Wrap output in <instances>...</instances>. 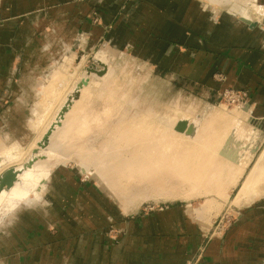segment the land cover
I'll return each instance as SVG.
<instances>
[{
	"label": "rangeland",
	"instance_id": "374dc122",
	"mask_svg": "<svg viewBox=\"0 0 264 264\" xmlns=\"http://www.w3.org/2000/svg\"><path fill=\"white\" fill-rule=\"evenodd\" d=\"M232 1L235 3L213 5L208 0H203V4L208 8H216L239 17L244 7L236 0ZM248 13L252 19L256 18L250 10ZM98 62L106 67L101 77L88 71L90 69L95 72L103 71ZM150 70V67L131 59L128 54L102 46L91 51L83 50L79 43H75L73 48L62 47L50 60L40 63L36 71L30 73L27 70L26 76L20 78L16 84L22 90L19 93L14 92L15 90L6 84L7 79L3 78V73L0 72V176L8 169L24 168L32 156L35 157V161V151L28 157L23 151L35 140L36 133L32 126L38 121L39 129L44 131L46 126V130L37 141L36 147L44 152L54 150L53 152L58 155H68L66 161L51 169L47 181H44L40 199L29 195L31 201L18 204L10 214L0 220V264H18L12 253L10 254L18 252L17 247L13 248L17 246V231L13 233L16 237L11 236L7 241L4 240L6 242L2 240L1 233L8 229H16V217L19 212L31 210L36 213L37 209L44 207L47 203L46 189L50 188L54 180L74 182L88 188L87 193L91 200L96 198L93 194V184H97L102 197L111 203L110 208L104 204L106 213H110L111 216L120 215L124 220L161 212L173 205L186 206L195 223L207 229L202 249L190 264H199L210 238L225 235L237 217L264 195L263 188L259 190L264 187L261 182L257 184L258 187L255 186L253 192L251 189L253 194L249 191L242 195L244 197L236 199L264 149V121L254 120L248 109L244 110L247 94L232 90L213 94L181 79L149 77ZM57 72L62 75L55 87H51L52 76ZM83 79L84 84L81 81ZM49 86L52 90L58 91L65 88L60 91V98L63 99L54 101L52 97L49 98L46 91ZM83 87L91 90L90 97H86L89 100H84L83 110L81 109L77 115V120L82 121L80 122L82 124H77L73 128L69 125L65 127V132L70 131L69 137L71 130L75 129L74 140L66 139L62 151L53 149L52 145V150H47L50 137L63 128L66 116L75 101L79 100ZM75 91L77 97L73 98ZM47 103L49 105L45 106ZM184 114L189 120L186 128L181 129L179 125L184 120L182 118ZM160 118L177 122L176 127L180 128L178 132L182 133L181 138L177 136L180 140H177L175 134L168 133L167 129L165 131L171 136L163 132L162 127V131L161 128L158 130ZM144 122L151 123L154 129L149 124L150 129L148 127V130L143 131ZM149 130L150 133H147ZM154 131L162 135L157 136ZM184 133L186 137L183 138ZM164 135L166 140L170 141H160V137L163 136L162 139ZM215 136L224 140H220L221 143L217 140L218 145L214 141L216 145H212L211 141L216 138ZM65 137L66 134L63 138ZM91 157L93 160L98 159L113 171L111 177L114 182L111 185H115V189L112 190L88 163L89 167H84L83 172L82 161L85 162ZM33 164L34 162L26 169L31 168ZM240 167L242 170L238 171ZM215 181L217 182L214 183ZM63 187L57 189L61 195L74 191V184L68 185V189ZM102 210L105 213L104 209ZM91 217L97 220L95 215ZM74 228L75 231L82 230L80 225ZM104 229L107 239L116 244L124 233L115 221H109ZM50 230L54 232V229ZM7 254L9 256H6Z\"/></svg>",
	"mask_w": 264,
	"mask_h": 264
},
{
	"label": "crops",
	"instance_id": "0c3cea01",
	"mask_svg": "<svg viewBox=\"0 0 264 264\" xmlns=\"http://www.w3.org/2000/svg\"><path fill=\"white\" fill-rule=\"evenodd\" d=\"M242 2V15L236 17L208 8L203 0H0V72L19 93L16 84L26 71H36L62 47L79 43L91 51L102 46L144 63L151 68L149 77L181 79L213 94L244 92V110L254 120L264 121V0ZM230 3L235 2L223 4ZM249 10L256 18L249 15L243 21ZM70 184H74L72 193L59 194V187L68 189ZM93 186L96 198L91 200L88 188L54 180L45 191L44 207L36 213L19 212L16 229L1 233L7 241L17 231L13 248L18 252H10L14 260L18 264H190L202 249L207 229L195 223L186 206L124 220L106 213L103 206L110 208L111 203L97 184ZM109 221L124 230L117 244L105 235ZM77 225L81 231H75ZM263 263L264 195L237 217L225 235L210 238L199 261Z\"/></svg>",
	"mask_w": 264,
	"mask_h": 264
},
{
	"label": "bare ground",
	"instance_id": "6f19581e",
	"mask_svg": "<svg viewBox=\"0 0 264 264\" xmlns=\"http://www.w3.org/2000/svg\"><path fill=\"white\" fill-rule=\"evenodd\" d=\"M210 3H212V4H219V3H227V0H208ZM236 2H239V3H241V5L242 4H244L243 2H242V0H236ZM246 7H247V5H246ZM251 8V7H250ZM250 16H249V13L248 12H246L245 14H244V17L243 18H245V20L246 19H248ZM247 21V20H246ZM107 74V73H106ZM61 75L62 74H60V73H54V75L52 76V81H51V87H55L54 85L56 84V83H58L59 82V80H60V77H61ZM59 79V80H58ZM62 79V78H61ZM75 80V79H74ZM82 82L83 81H85V79H83V80H81ZM63 82V81H62ZM50 83V82H49ZM69 83V82H68ZM56 86H58V85H56ZM88 86V85H87ZM51 87L49 86L47 89H46V91L49 93L48 94V97L50 98V97H52L53 98V100L55 101V100H58V99H63V98H60V96H61V90L63 91V90H65V88L64 89H61L60 91H58V90H52L51 89ZM89 87V86H88ZM88 87H83L82 89H81V91H80V98H79V100L78 101H75V103H74V105L71 107V109H70V111L68 112V114H67V116H66V120H65V122H64V124H63V128L62 129H60L59 131L60 132H57V134L56 135H54V136H51L50 137V141H49V147H48V149L47 150H52V147H53V149H60L61 151H62V146L64 145V143H65V141H66V139L67 140H74V138H73V136L75 135V129L74 130H71V137H69L68 135H69V133H70V131L67 133V132H65V127L66 126H71V128H73L74 126H76L77 124H79V125H81L82 123H80V122H82V121H80L79 122V120H77L78 118V116L77 115H79L80 113V110L82 109V107L84 106V100H89V98H87L86 99V97H88L89 95H90V90H88ZM46 91L44 92V93H46ZM70 93V92H69ZM109 93V92H108ZM47 94V93H46ZM45 94V95H46ZM64 94V93H63ZM67 94V93H66ZM92 94V93H91ZM45 97V96H44ZM65 97V96H64ZM90 97V96H89ZM48 99V98H47ZM47 99H46V101H47ZM43 100V99H42ZM50 101V100H49ZM48 101V102H49ZM53 103V102H52ZM87 102H85V104H86ZM89 103V102H88ZM62 104V103H61ZM46 105H49V103H47V104H45V106ZM50 107V106H49ZM49 107H46L47 109L49 108ZM52 108V107H51ZM89 108V107H88ZM91 108V107H90ZM111 109V108H110ZM109 109V110H110ZM44 110V109H43ZM46 110V109H45ZM50 110V109H49ZM48 110V111H49ZM56 110V109H55ZM83 110V109H82ZM81 110V111H82ZM87 110V109H86ZM105 111H107V110H105ZM46 112V111H45ZM108 112V111H107ZM111 112V111H110ZM43 113V112H42ZM88 113V112H87ZM81 114H82V112H81ZM107 114H109V112L107 113ZM95 115V114H94ZM90 116V115H89ZM108 116V115H107ZM244 116V115H243ZM43 117V116H42ZM79 117H81V116H79ZM92 117V116H91ZM147 117V116H146ZM182 117V116H181ZM189 117V116H188ZM44 118H47V117H44ZM82 118V117H81ZM184 120H183V122H181V125H179L180 126V128L181 129H183L187 124H188V118L186 117V115L184 114L183 115V117H182ZM42 120V119H41ZM46 120V119H45ZM85 120H86V118H85ZM147 120V119H146ZM166 120V121H165ZM176 120V119H175ZM150 121V120H149ZM148 121V122H149ZM177 121H179V120H177ZM181 121V120H180ZM39 122V121H38ZM37 122V123H38ZM41 122V121H40ZM44 122H46V121H44ZM142 122V121H141ZM146 122V121H145ZM145 122H144V125H143V131L144 130H148V127H149V129H150V125H151V123H148V124H145ZM37 123H35V124H33V126H32V128H33V130L35 131V133H36V138H35V140L32 142V144L30 143V145L26 148V150L25 151H23V152H25L24 153V155L26 154L27 155V157L29 156V154L31 153V152H33V151H35V154H36V159H35V161H34V164L32 165V167L31 168H29V169H25V170H23L20 174H19V176H18V180H17V182H15V184L13 185V187L12 188H10L9 190H3L1 193H0V220H2L6 215H8V214H10V212L18 205V204H20V203H22V202H29V201H31V199L32 198H28V196L29 195H34V198L35 199H40V197H41V195H42V193H43V189H44V181H47V179H48V176H49V173H50V171H51V169L53 168V167H55V165H58L59 163H61V162H64V161H66L67 159V157H68V155H66V154H61V155H58V153H55V152H53V151H48V152H44V151H42V150H40V149H38L37 147H36V143H37V141H39V139H41V136L43 135V133H44V131L46 130V126H45V130L44 131H42V130H40L39 129V126H37ZM84 123V122H83ZM42 124V123H41ZM45 124V123H44ZM150 124V125H149ZM154 124V123H153ZM176 124H177V122H172L171 120H168L167 121V119H164V118H160V124H157V126L158 125H160L159 126V128H158V130H160V128L162 127V128H164V130L161 128V131L163 130V132L165 131V129H167L166 131H168V133H172V134H175L176 135V138H177V136L179 135V137L181 138V134H179L180 132H178L179 131V127L177 128L176 127ZM90 125V124H89ZM177 125V126H178ZM153 126H155V125H153ZM126 127V126H125ZM124 127V128H125ZM133 127V126H132ZM140 127V126H139ZM151 127H152V125H151ZM156 127V126H155ZM175 127H176V129H175ZM67 128V127H66ZM88 128V127H87ZM153 129H154V127H152ZM186 128V127H185ZM184 128V129H185ZM42 129V128H41ZM131 130V129H130ZM142 130L141 129H138V131H141L142 132ZM156 130V129H155ZM192 130V129H191ZM228 130V129H227ZM135 131V130H134ZM152 131V130H151ZM165 131V132H166ZM170 131V132H169ZM182 131V130H181ZM184 131V130H183ZM182 131V132H183ZM150 133V130L149 131H147V133ZM226 132V131H225ZM127 133V132H126ZM130 134H132V131H130L129 132ZM139 133V132H138ZM154 133H156L155 131H154ZM167 133V132H166ZM167 133V134H168ZM186 133V132H185ZM183 134V138L184 137H186V134ZM65 134H66V137L65 138H63L64 136H65ZM74 134V135H73ZM153 134V133H152ZM165 134V133H164ZM166 134V135H167ZM230 134V133H229ZM81 135H82V133H81ZM123 135V134H122ZM143 135V134H142ZM145 135V134H144ZM155 135H162V133L161 134H155ZM168 135H170L171 136V134H168ZM167 135V136H168ZM174 135V136H175ZM227 135V134H226ZM129 136V135H128ZM138 136V135H137ZM139 137V136H138ZM140 137H141V135H140ZM160 137V136H159ZM161 137H163V136H161ZM161 137H160V141H165L166 140V138H165V135H164V138H162L161 139ZM172 137H173V135H172ZM216 137V136H215ZM137 138V137H136ZM142 138H144V137H142ZM141 138V139H142ZM175 137H173V139H174ZM191 138V137H190ZM203 138V137H202ZM133 139V138H132ZM131 139V140H132ZM168 139H172V138H168ZM194 139V138H193ZM199 139H201V137L199 138ZM198 139V140H199ZM150 140V139H149ZM177 140H180V139H178L177 138ZM177 140H175V141H177ZM186 140V139H185ZM217 140H224V138H220V139H217V137L216 138H214V140H212L211 142V144L213 145H216L215 143H217V145H218V142L219 141H217ZM133 141V140H132ZM140 141V140H139ZM166 141H170V140H166ZM190 141V140H189ZM215 141V143H213ZM217 141V142H216ZM64 142V143H63ZM129 142H131V141H129ZM141 142V141H140ZM146 142V141H145ZM157 142V141H156ZM199 142V141H198ZM151 143V142H150ZM170 143V142H169ZM173 143V142H172ZM187 143V142H186ZM185 143V144H186ZM220 143H221V141H220ZM148 144V143H147ZM161 144V143H160ZM167 144V143H166ZM188 144V143H187ZM197 144V143H196ZM51 145H52V147H51ZM170 145V144H169ZM183 145V144H182ZM199 145V144H198ZM167 147V146H166ZM175 147V146H174ZM202 147V146H201ZM215 147H217V146H215ZM142 148H143V146H142ZM170 148H172V147H170ZM199 148H200V146H199ZM147 149V148H146ZM160 149H162V147L160 148ZM191 150V149H190ZM193 150V149H192ZM196 150H197V148H196ZM243 150V149H242ZM171 151V150H170ZM179 151V150H178ZM195 151V150H194ZM163 152V151H162ZM188 152V151H187ZM200 152V151H199ZM202 152V151H201ZM137 153H138V151H137ZM189 153V152H188ZM17 154V153H16ZM44 154H45V156H44ZM114 154V153H113ZM112 154V156H117V154H115V155H113ZM168 154V153H167ZM177 154V153H176ZM183 154V153H182ZM201 154V153H200ZM203 154V153H202ZM25 155V156H26ZM97 155H100V154H97ZM97 155H96V157L95 158H97ZM107 155V154H106ZM198 155V154H197ZM197 155H196V157H197ZM213 156L215 155V154H212ZM31 156V155H30ZM83 156V155H82ZM89 156H90V154H89ZM88 155H87V157H89ZM110 156V155H109ZM155 156H157V155H155ZM170 156V155H169ZM174 156V155H173ZM190 156V155H189ZM188 156V157H189ZM216 156V155H215ZM32 157H34V156H32ZM40 157H44L43 159L42 158H40ZM86 157V156H85ZM186 157V156H185ZM212 157V156H211ZM30 158V157H29ZM35 158V157H34ZM145 158V157H144ZM184 158V157H183ZM90 158H88V160H89ZM107 159H109V158H107ZM141 159V158H140ZM195 159V158H194ZM202 159V158H201ZM212 159V158H211ZM85 160V159H84ZM88 160H85V162H83L82 161V167H81V169L83 170V172H85V168L84 167H89V166H91V168H92V170L93 171H95L97 174H99V176L101 177V179L105 182V183H107V184H109L110 185V188H112V190L113 189H115V185H111V183L112 182H114L113 180H112V177H111V175H112V173H113V171L111 170V169H109L108 167H106L105 165H103L102 163H101V161H98V159H92V157H91V159L88 161ZM167 160V159H166ZM175 161H176V159H174ZM185 160H187V159H185ZM197 160H198V158H197ZM213 161V160H212ZM146 162V161H145ZM164 162H165V160H164ZM180 162V161H179ZM182 162V161H181ZM188 162V161H187ZM204 162H205V160H204ZM215 162V161H214ZM220 162V161H219ZM87 163H88V165H87ZM150 163V162H149ZM177 163V162H176ZM193 163V162H192ZM200 163V162H199ZM217 163V162H216ZM108 164V163H107ZM111 164H113V163H111ZM139 164V163H138ZM148 164V163H147ZM221 164V163H220ZM143 165V164H142ZM171 165V164H170ZM183 165V164H182ZM186 165V164H185ZM201 165V164H200ZM213 165H215V164H213ZM232 165V164H231ZM230 165V166H231ZM148 166H149V164H148ZM207 166V165H206ZM226 166H227V163H226ZM112 167V166H111ZM137 167V166H136ZM193 167V166H192ZM196 167V166H195ZM232 167V166H231ZM90 168V169H91ZM172 168V167H171ZM180 168V167H179ZM202 168V167H201ZM221 168V167H220ZM241 168V167H240ZM149 169V168H148ZM186 169H188V168H186ZM214 169V168H213ZM230 169V168H229ZM229 169H228V171H229ZM88 170V169H87ZM180 170V169H179ZM217 170V169H216ZM219 170V169H218ZM223 170V169H222ZM227 170V169H226ZM242 170V168L240 169V170H238V171H241ZM175 171V170H174ZM198 171V170H197ZM201 171H202V169H201ZM200 171V172H201ZM204 171V170H203ZM207 171V170H206ZM161 172V171H160ZM192 172V171H191ZM199 172V171H198ZM142 173V172H141ZM203 173V172H202ZM232 173H234V172H232ZM240 173V172H239ZM242 173V172H241ZM155 174V173H154ZM194 174V173H193ZM229 174V173H228ZM238 174V173H237ZM188 175V174H187ZM196 175H197V173H196ZM199 176H200V174H199ZM210 176H212V175H210ZM219 176V175H218ZM217 176V177H218ZM141 177H142V175H141ZM182 178V177H181ZM194 178V177H193ZM202 178V177H201ZM216 178V175H215V177H214V179ZM219 178V177H218ZM217 178V179H218ZM153 179V178H152ZM195 179V178H194ZM200 179V178H199ZM220 179V178H219ZM197 180H198V178H197ZM201 180V179H200ZM213 181V180H212ZM217 181H215L214 183H216ZM219 182V181H218ZM261 182H263L262 183V185H264V149H263V151H262V153H261V156H260V158L258 159V161H257V163H255V165H254V167H253V169L250 171V173L248 174V176H247V178H246V180H245V182L243 183V185H242V187H241V189H240V191H239V193H238V195H237V197H236V199L237 200H239L240 198H242V197H244V196H242V195H244V194H246L247 192H249L250 191V193H252L253 192V189L254 188H256V187H258L257 186V184L258 183H261ZM261 185V186H262ZM216 186H217V184H216ZM256 186V187H255ZM260 186V185H259ZM215 187V186H214ZM214 187H212V188H214ZM260 188V187H259ZM263 188V190H264V187H261L259 190H261ZM251 189H252V192H251ZM257 191L256 190V192H260V191ZM214 191V190H213ZM179 193V192H178ZM255 193V192H254ZM249 194V193H248ZM253 194V193H252ZM260 194H261V192H260ZM256 196H258V193H256L255 194ZM30 197V196H29Z\"/></svg>",
	"mask_w": 264,
	"mask_h": 264
},
{
	"label": "water",
	"instance_id": "95a60500",
	"mask_svg": "<svg viewBox=\"0 0 264 264\" xmlns=\"http://www.w3.org/2000/svg\"><path fill=\"white\" fill-rule=\"evenodd\" d=\"M243 21H246L245 19H242ZM98 64L100 66L103 67V71H98L95 72L94 70L90 69L88 71L93 72L94 74H96L98 77H101L103 75V73H105L106 67L101 65L99 62ZM85 83V81H83V84ZM77 91L74 92L73 98L77 97ZM34 162V157H31V159L29 160V162L24 166V168H11L6 170L1 176H0V193L3 190H9L10 188L13 187V185L15 184V182H17L18 180V176L19 174L25 170L26 168L30 167L31 164Z\"/></svg>",
	"mask_w": 264,
	"mask_h": 264
}]
</instances>
